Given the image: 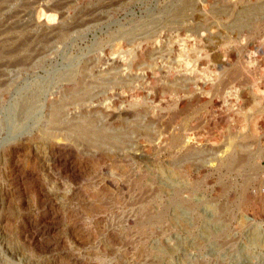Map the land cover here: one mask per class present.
Wrapping results in <instances>:
<instances>
[{
  "label": "rangeland",
  "instance_id": "obj_1",
  "mask_svg": "<svg viewBox=\"0 0 264 264\" xmlns=\"http://www.w3.org/2000/svg\"><path fill=\"white\" fill-rule=\"evenodd\" d=\"M0 264H264V0H1Z\"/></svg>",
  "mask_w": 264,
  "mask_h": 264
},
{
  "label": "bare ground",
  "instance_id": "obj_2",
  "mask_svg": "<svg viewBox=\"0 0 264 264\" xmlns=\"http://www.w3.org/2000/svg\"><path fill=\"white\" fill-rule=\"evenodd\" d=\"M39 1V0H38ZM0 2H1V0H0ZM4 2V1H3ZM113 3L114 2H112V5H113ZM116 4V3H115ZM65 6V5H64ZM87 21V20H86ZM82 22V21H81ZM86 22L84 21V24H85ZM80 24H83V23H80ZM33 59V58H32ZM31 60V59H30ZM25 62V61H24ZM16 63V62H15ZM29 66V65H28Z\"/></svg>",
  "mask_w": 264,
  "mask_h": 264
}]
</instances>
